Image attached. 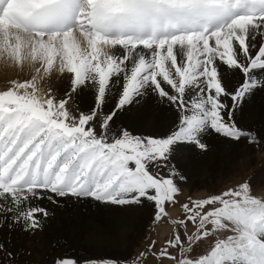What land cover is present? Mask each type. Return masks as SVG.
Instances as JSON below:
<instances>
[{
    "label": "snow or ice",
    "instance_id": "6c2138e0",
    "mask_svg": "<svg viewBox=\"0 0 264 264\" xmlns=\"http://www.w3.org/2000/svg\"><path fill=\"white\" fill-rule=\"evenodd\" d=\"M0 53L30 75L0 91V264H21L15 237L39 229L49 205L69 198L150 204L153 223L180 205L170 238L123 264H264V192L253 194L245 180L181 203L187 177L172 163L177 145L207 151L211 132L264 147V130L243 126L247 102L264 93V0H0ZM84 89L93 95L89 110L71 112ZM191 89L196 112L180 117L178 129L113 130L149 93L186 112ZM230 225L237 235L195 254ZM54 264L121 261L61 256Z\"/></svg>",
    "mask_w": 264,
    "mask_h": 264
},
{
    "label": "bare ground",
    "instance_id": "6f19581e",
    "mask_svg": "<svg viewBox=\"0 0 264 264\" xmlns=\"http://www.w3.org/2000/svg\"><path fill=\"white\" fill-rule=\"evenodd\" d=\"M75 34L81 50L87 48V42L79 38L78 30H76ZM88 50L90 51V49ZM112 51L118 53L120 51L119 46H116ZM144 51L148 52L150 50ZM178 59L181 63H184L182 56L178 55ZM53 79L55 81L54 87L57 90V98H61L63 96V91L60 90L62 85L56 77ZM238 79L239 77L237 76ZM197 98L198 93L196 89H191L187 92L188 113L185 115H191L196 112L194 102ZM92 99L91 90L84 89L78 95H73L67 107L73 113H76L77 110L88 111ZM175 109L169 106L166 101L161 103L149 93L139 104L134 105L117 120L116 124L113 125V130L119 126H125L129 131L159 135L166 131L178 129L180 126L179 118L185 115L177 116V112L174 111ZM243 125L254 130H264V93H257L247 102ZM249 125L250 127H248ZM207 135L209 133L203 137V139L210 142L207 151L202 153L199 149L189 146L186 152L192 151L193 156L197 157L194 164L190 165L191 167L187 166L189 167H186L187 169L192 168L194 170L201 168L210 171L206 177L203 174L188 177L186 182L188 185H186L184 190L201 188L199 189V193H197V197L199 198L207 197L206 194L209 189L217 187L216 185L221 184L228 173L237 170L235 176L227 178V180L232 181L229 185L232 186L238 176H243L252 167V160L255 158L261 159L260 154L264 153V147L250 146L244 140H241L237 144L221 135L215 134L211 136L217 139V141H214V138H207ZM217 153L221 155L219 160L215 157ZM209 154L214 156H210L209 160L203 164L199 163L200 160L206 158ZM173 155L175 163H181L178 159L179 155L175 152ZM223 156L229 157V159H237V161L231 163H227L224 160L221 161ZM186 157L189 159L187 155ZM129 166L133 167L132 165ZM183 170L185 171L186 169ZM262 192L264 190L260 189L256 190L254 194L259 195ZM76 205H84L85 207H77ZM86 205L93 208L96 207L94 209L95 212L89 210ZM49 210L51 215L47 219L42 218V225L39 229L34 232H21L15 237V243L20 252L17 259L21 261V264H54V257L57 253H72L77 254L78 257L99 254L102 258H107L110 253L122 255L132 249L131 244L134 243L136 235H129L130 238L127 241V238L124 237L120 230L124 229L127 225H133L135 231H141L143 225L148 220L151 205L148 204L144 208L135 205L125 207L94 200L69 198L61 200L58 207L49 205ZM170 212L177 214L179 211L178 209H172ZM177 216H179V213ZM73 217H78L82 223L78 226L77 223L75 226L73 223L72 226ZM230 227L232 229L231 225ZM169 229L168 226L164 227L162 233H166Z\"/></svg>",
    "mask_w": 264,
    "mask_h": 264
},
{
    "label": "rangeland",
    "instance_id": "374dc122",
    "mask_svg": "<svg viewBox=\"0 0 264 264\" xmlns=\"http://www.w3.org/2000/svg\"><path fill=\"white\" fill-rule=\"evenodd\" d=\"M28 79H30V75H29V73L27 71L24 72V73H20L18 71L13 70L11 64L7 62L6 54L0 53V91H5L9 87H11L12 86L11 85V81L12 80L24 81V80H28ZM174 111L177 112V116H182V115H185V114L188 113V107H187V111L186 112L185 111L178 112L177 109H175ZM243 126L245 128H247V126H245V125H243ZM248 127H250V125ZM132 132H134V134H136V135H141V136H149V135H151V134H145V133H138V132H135V131H132ZM214 135H215V133L211 132L206 137L212 139L214 137H211V136H214ZM203 140H204V143H206L207 146L209 147V144H210L209 140H206V139H203ZM214 141H217V139L214 138ZM189 146L190 147H194L192 145H177V147L175 148L174 152L179 155L178 159L181 161V163L176 164L175 163V157H173L172 163L174 165H176V167L187 177V180H188L189 176H197V175L199 176L200 174L201 175L202 174L205 175V177L208 176L210 171H206V170L201 169V168H198V169L196 168L194 170H192V168L191 169H187V168L191 167L194 164V162L196 161V159H197V157L193 156L192 151L186 153L188 151L187 147H189ZM186 155L189 157L190 160L187 159ZM210 156H214V155L209 154L206 158L200 160L199 163H201V164L205 163V161L209 160ZM215 157L218 158L217 160H219L221 155L219 153H217L215 155ZM260 157H262V158L261 159L260 158H257V159L255 158V159L252 160L253 161L252 167H250L248 169V171L243 176H238L236 178V181H234V183H233L234 186L233 185L229 186L232 183V181L227 180V178L235 176V174L237 173V170H233L232 172L228 173L227 176L224 178L223 182L221 184H219V185H216L217 187H213L212 189H209L206 195L209 196V195H213V194H219V193H221L223 191H226V190H228V189H230L232 187L233 188H237L239 183H242L245 180H250L251 181V188H252L253 194L255 193L256 190H260V189L264 190V153H261ZM221 159H222L221 161L224 160L227 163H231V162H236L237 161V159H231V158L229 159V157H226V156H223ZM233 160H235V161H233ZM211 163H212V161H211ZM130 165H132L134 167V165L131 162H130ZM187 166H189V167H187ZM183 169H186V170L184 171ZM153 171H155V169H153ZM166 173H167V170H165V174ZM187 180H186V182H187ZM186 182H183V183L180 184L181 195L178 197V199H179V201L181 203L186 202V200L189 197L199 198V197H197V193H199V191H200L199 189H201V188L192 189V190H188V189L184 190L186 185H188ZM81 204H85V203H81ZM76 206L77 207H83L84 205H76ZM86 206L88 207L89 210L95 212L94 209L96 207L93 208V207L88 206V205H86ZM126 206H130V205H126ZM172 209H178L179 212H177V214H174V213L170 212ZM84 210H86V209H84ZM151 211H152V206H151V210H150L149 215H148V220L143 225L141 231L140 230L139 231H135L134 230L135 228H134L133 225H127L125 227L126 229L124 228V229L120 230V231H122L124 237L127 238V241L130 238V236L136 235L134 243L131 244L132 249L126 251L122 255H118V254L114 255V254L110 253V254H108L109 256L107 258H102V257L99 256V254H95V255L92 254L90 256L89 255H87V256L86 255H84V256L82 255V256L78 257L77 254H72V253H70V254L69 253H66V254L65 253H63V254L57 253L55 255L54 259H57L58 257H61V256L75 257V258H78V259H83V257H84V258H88V259H91V260H94V261H105V262L113 261V260H119V261H121V264H123V262L125 260H129V261L132 260L136 256V254L138 252L142 251L144 248H146L147 245L151 241H156L157 242V246L159 247L160 245H162L165 242L166 239L170 238V236L172 234V231L174 230V226L171 223V219H180V218H182V213H180V212H182V209L180 208L179 204H177L175 206L168 205L166 207V211L168 213H170L169 217L171 219L164 218V219H161L160 221L155 222V223H153L150 220V218H149L150 215H151ZM178 213H179V216H177ZM73 223H74V226L76 225V223H77V226H78L82 222L78 219V217H76V218L73 217V221L71 222L72 226H73ZM124 223H125V221H124ZM125 224H127V223H125ZM166 226H168L170 229L168 231H166V233L163 234L162 233L163 229ZM234 235H237V233L235 231H233L231 229V227H229L228 230L221 231V232L217 233L214 236H209L196 249V253L195 254L196 255L209 254L210 251H211L212 246H214V244H215L217 239H226L227 237L234 236ZM149 264H151V261H149ZM165 264H168V262H165Z\"/></svg>",
    "mask_w": 264,
    "mask_h": 264
}]
</instances>
